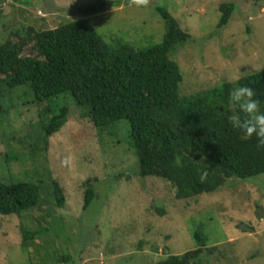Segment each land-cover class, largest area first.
I'll return each mask as SVG.
<instances>
[{
  "label": "rangeland",
  "instance_id": "1",
  "mask_svg": "<svg viewBox=\"0 0 264 264\" xmlns=\"http://www.w3.org/2000/svg\"><path fill=\"white\" fill-rule=\"evenodd\" d=\"M95 1L3 0L0 43L31 22L51 28L80 18L84 14L71 7ZM106 1V8L92 15L105 38L120 26L130 27L132 44L160 42L166 27L157 7L168 9L191 34L172 53L183 73L181 95L264 69V0ZM226 1H234L236 8L228 23L218 27V8ZM23 53L36 54L30 45ZM1 88L0 174L3 180L42 181L43 195L40 205L23 215H0V264H33L37 249L46 246L52 252L50 264H156L169 254L196 248L194 231L207 236L208 246L192 264H264V172L232 177L216 191L179 199L164 178L135 175L139 164L128 146L126 120L111 133L95 127L83 107L76 109L69 93L39 102L33 90L24 95L21 89ZM48 103L56 111L72 107L64 125L44 143ZM12 150L15 160L9 157ZM64 157H71L70 167L61 166ZM53 179L63 187V207L51 193ZM91 184L97 197L84 210V191ZM22 225L46 229L28 251L21 246ZM63 254L70 259L61 260Z\"/></svg>",
  "mask_w": 264,
  "mask_h": 264
},
{
  "label": "trees",
  "instance_id": "2",
  "mask_svg": "<svg viewBox=\"0 0 264 264\" xmlns=\"http://www.w3.org/2000/svg\"><path fill=\"white\" fill-rule=\"evenodd\" d=\"M130 1L133 0H127ZM106 5V0H97L85 7L73 6L70 11L84 15L51 28H40L31 22L23 30L10 32L11 36L0 43V93L1 86L8 91L21 89L24 95L33 90L39 102L69 93L76 109L83 107L95 127L109 129L111 133L115 124L126 120L128 146L134 148L139 164L135 175L164 178L179 199L216 191L232 177L246 179L263 173L264 147L256 146L255 137L242 139L227 116L229 92L234 84L251 87L260 101V110L264 111V69L181 95L183 73L172 53L190 40L191 34L168 9L157 7L166 27L160 42L148 46L132 44L129 26H118L105 38L97 28L96 22H100L92 15L104 10ZM235 8L234 1L219 5L218 27L228 23ZM2 11L0 6V15ZM28 45L33 47L35 55L23 53ZM2 99L0 94V114ZM48 105L51 115L42 122L44 143L64 125L72 107L63 105L56 111ZM9 157L15 160L13 150ZM3 177L1 173L0 215H23L40 205L42 181L20 177L3 180ZM50 190L57 206L63 207L65 194L60 182L53 179ZM96 197L95 187L88 185L84 191V210ZM45 230L22 225L23 250L34 246ZM193 235L196 248L178 255L169 254L156 264L197 262L203 248L208 246V238L201 231H194ZM41 249H37L40 253L38 260L32 259L33 264H50L52 252L47 246ZM58 257L56 261L70 259L64 254Z\"/></svg>",
  "mask_w": 264,
  "mask_h": 264
},
{
  "label": "clouds",
  "instance_id": "3",
  "mask_svg": "<svg viewBox=\"0 0 264 264\" xmlns=\"http://www.w3.org/2000/svg\"><path fill=\"white\" fill-rule=\"evenodd\" d=\"M143 0H133L139 5ZM256 94L251 87L243 85H233L229 92L228 122L232 128L239 130L241 138L249 140L255 137L256 146L264 147V111L260 110V101L255 98ZM71 157H64L60 160L61 166L70 167ZM204 175H201V180Z\"/></svg>",
  "mask_w": 264,
  "mask_h": 264
}]
</instances>
